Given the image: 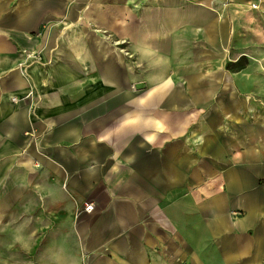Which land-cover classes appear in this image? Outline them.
<instances>
[{"label":"crops","instance_id":"0c3cea01","mask_svg":"<svg viewBox=\"0 0 264 264\" xmlns=\"http://www.w3.org/2000/svg\"><path fill=\"white\" fill-rule=\"evenodd\" d=\"M243 55L264 0H0V264H264Z\"/></svg>","mask_w":264,"mask_h":264},{"label":"rangeland","instance_id":"374dc122","mask_svg":"<svg viewBox=\"0 0 264 264\" xmlns=\"http://www.w3.org/2000/svg\"><path fill=\"white\" fill-rule=\"evenodd\" d=\"M259 6H256L254 8H259ZM125 42L126 41L118 40V44L120 45ZM122 51H124V53H126L127 55H130V52L126 50V48H122ZM253 57H256V58L261 57L259 49H254ZM254 63H255L254 58L243 55L235 62L229 61L227 64V69L233 71L234 73L238 74V76H240V91L242 93H244L247 90V88H250V87L252 88L254 92H256V94L253 93L255 98L253 97L254 99L252 103H253L254 110L256 111L258 109L257 112L259 114L261 102L262 101L264 102V95L260 93L261 92L260 84L252 83V82L245 80L246 77L260 73V67H257Z\"/></svg>","mask_w":264,"mask_h":264},{"label":"built area","instance_id":"2783aa9c","mask_svg":"<svg viewBox=\"0 0 264 264\" xmlns=\"http://www.w3.org/2000/svg\"><path fill=\"white\" fill-rule=\"evenodd\" d=\"M31 94H28V96H30ZM26 97H24V98H21V97H18V96H13L12 97V100L14 101V102H19V101H21V100H23V99H25ZM94 209V204L93 203H91V202H87V203H85L84 204V211H92Z\"/></svg>","mask_w":264,"mask_h":264}]
</instances>
